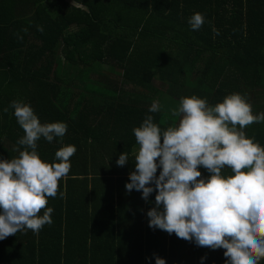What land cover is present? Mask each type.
I'll return each mask as SVG.
<instances>
[{
	"label": "trees",
	"instance_id": "obj_1",
	"mask_svg": "<svg viewBox=\"0 0 264 264\" xmlns=\"http://www.w3.org/2000/svg\"><path fill=\"white\" fill-rule=\"evenodd\" d=\"M197 12L206 22L192 30ZM262 87L264 0H0V160L19 156L24 135L13 100L42 124L68 125L62 140L37 142L44 162L77 148L57 196L47 197L53 223L0 240V264H155L154 254L166 264H225L226 249L149 228L156 192L149 203L125 189L140 147L132 129L147 115L162 128L178 124L170 107L148 112L152 98L158 107L161 97L178 105L182 96L215 106L234 92L258 99ZM245 132L264 147L258 125ZM123 152L129 162L119 167ZM197 170L198 180L211 175Z\"/></svg>",
	"mask_w": 264,
	"mask_h": 264
},
{
	"label": "clouds",
	"instance_id": "obj_2",
	"mask_svg": "<svg viewBox=\"0 0 264 264\" xmlns=\"http://www.w3.org/2000/svg\"><path fill=\"white\" fill-rule=\"evenodd\" d=\"M205 22L199 12L188 20L192 30H199ZM37 30L44 31L42 26ZM9 107L24 135L14 149L19 156L0 160V240L29 229L39 233L45 225L51 226L54 209L47 207V197L57 196L59 181L68 175L70 157L77 151L76 146L65 145L55 153L59 162H44L37 142L41 138L62 140L68 125L42 124L30 104L22 100H13ZM159 110L153 103L148 112ZM170 112L172 117H180L178 124L162 128L147 115L132 129L140 147L125 189L141 192L149 203V196L156 192L155 206L147 212L149 228L175 233L180 239L195 241L198 247L226 249L225 264H259L264 258V147L254 137H247L245 129L264 122V111L254 114L247 95L234 92L215 106L206 98L182 96L178 108ZM128 162V154L123 152L116 164L123 167ZM199 166L211 173L207 179H197L201 177ZM226 167L233 174L222 175ZM154 256L155 264H166Z\"/></svg>",
	"mask_w": 264,
	"mask_h": 264
},
{
	"label": "crops",
	"instance_id": "obj_3",
	"mask_svg": "<svg viewBox=\"0 0 264 264\" xmlns=\"http://www.w3.org/2000/svg\"><path fill=\"white\" fill-rule=\"evenodd\" d=\"M259 91H261L262 93L264 92V87H262L261 89H259ZM258 91V92H259ZM255 95H256V93L254 94V93H249L248 95H247V98H248V102L250 103V104H254L253 103V101L256 99V100H258V104L259 105H261L260 107H254V105H253V113L255 114V113H258V112H261V111H264V99H262V97L264 96V95H259L258 96V99H257V97H255ZM179 120H180V117H178V123H179ZM259 126L261 129H263L264 130V122H262V123H253V124H250L249 126H254V127H256V126Z\"/></svg>",
	"mask_w": 264,
	"mask_h": 264
},
{
	"label": "rangeland",
	"instance_id": "obj_4",
	"mask_svg": "<svg viewBox=\"0 0 264 264\" xmlns=\"http://www.w3.org/2000/svg\"><path fill=\"white\" fill-rule=\"evenodd\" d=\"M106 71V70H105ZM107 72V71H106ZM154 86L156 87V88H158V84H157V82H154ZM161 92H164V91H161ZM160 92V93H161ZM179 94H180V92H179ZM160 100H162V105L161 106H159L160 107V111H162V112H164V110L166 109V107H170V109H173L175 106L178 108V106H179V104L177 105V104H175V103H173V101L169 98V97H164V98H160ZM153 103H156V104H158L159 103V101H156V99H153L152 98V104ZM259 102H257V103H255V105H256V107H260L261 105H259L258 104ZM151 104V105H152Z\"/></svg>",
	"mask_w": 264,
	"mask_h": 264
}]
</instances>
